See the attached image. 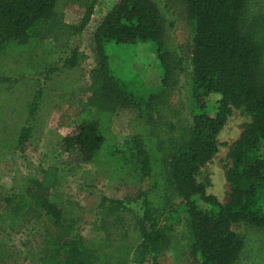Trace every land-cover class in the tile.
Masks as SVG:
<instances>
[{
	"label": "trees",
	"instance_id": "16d2710c",
	"mask_svg": "<svg viewBox=\"0 0 264 264\" xmlns=\"http://www.w3.org/2000/svg\"><path fill=\"white\" fill-rule=\"evenodd\" d=\"M57 1L0 0V47L10 43L28 46L62 35L66 28L55 13ZM249 1L178 0L192 31L187 67L182 56L165 43L166 19L155 0H117L92 33L96 64L89 71L83 96L98 101L100 115L122 107L131 109L134 119L159 138L157 148L164 145L159 156H152L138 131L124 140V150H117L119 157L116 149L105 156L124 163L127 178L146 184L120 199L100 195L97 205L99 228L108 239L106 246L113 245L112 227L125 225L122 236H126L132 221L137 242L124 245V251L131 255L127 263L149 260L159 264L160 254L173 237L174 223L185 225L191 264H235L245 249V240L233 226L242 223L264 231V154L260 150L264 144V14L257 12L246 20ZM94 3L90 1L77 25L69 26L74 29L71 35L84 29ZM136 43L151 47L159 73V81L143 91L128 89L108 63L112 45ZM79 57L78 45L71 43L60 66L52 69L73 67ZM181 75L189 76L190 86L184 125L169 118L173 103L166 98ZM41 97L37 87L28 105L27 121L17 134L19 146L30 137V120ZM79 101L85 106L82 96ZM232 109H242L248 119L228 148L224 165L228 200L221 203L206 192L197 175L216 153L218 134ZM101 124L99 116L75 121L62 137V150L77 153L78 164L96 159L105 138ZM57 183L58 167L48 165L39 177L24 179L18 200L0 191V236L18 233L31 219H42L48 223L43 228L44 250L39 254L42 264H105L101 256H109L101 251L102 245L75 232L73 219L66 218L63 209L51 200ZM122 213L130 217L123 220ZM7 255L0 241V259Z\"/></svg>",
	"mask_w": 264,
	"mask_h": 264
},
{
	"label": "rangeland",
	"instance_id": "374dc122",
	"mask_svg": "<svg viewBox=\"0 0 264 264\" xmlns=\"http://www.w3.org/2000/svg\"><path fill=\"white\" fill-rule=\"evenodd\" d=\"M90 1H57L55 13L66 28L57 38L47 37L28 46L10 43L0 47V191L16 201L26 177H39L42 168L55 165L58 167V183L51 192V200L63 209L66 218L73 219L74 231L94 244L102 245L101 251L109 256H101L105 264H133L127 263L131 255L124 251V245L137 242L132 221L126 236H122L125 225L116 229L112 227L110 238L113 245L106 246L108 239L99 228L97 205L100 195L120 199L134 193L136 188L144 189L146 184L127 178L124 163L110 158L106 160L105 156L116 149L115 155L119 157L117 150H124V140L138 131L152 156H159L164 145L157 148L159 138L148 133V126L134 119L131 109L122 107L114 113L100 115L98 101L83 96L82 89L89 82V71L96 64L92 33L117 0H95L91 18L84 29L71 35L74 29L69 26L77 25ZM155 1L166 19L165 43L172 52L182 56L183 66L187 67L192 31L184 17V9L178 0ZM257 12L264 14V0H250L244 18L247 20ZM71 43L78 45L81 54L77 64L52 69L55 65L60 66L65 49ZM108 54V63L115 75L131 91H143L159 81L157 60L148 44L112 45ZM188 77L181 75L180 82L172 86V92L178 89V93L166 97L172 100L168 114L175 124L184 125L183 119L188 115ZM37 87L41 89L42 97L30 120L32 131L19 146L17 134L27 121L28 105ZM81 96L85 106L79 101ZM97 116L103 127V146L96 159L78 164L77 153L62 150V137L75 121ZM247 119L242 109H232L218 134L216 153L197 175L205 184L206 192L221 203L228 200L229 186L224 176L228 148L239 137ZM260 150L264 154V144ZM120 157L124 159V156ZM122 217L124 220L130 216L122 213ZM47 226L45 220L31 219L18 233L2 234L0 241L8 255L0 259V264H42L39 254L44 250L43 228ZM233 228L245 240V249L235 264H264V231L250 229L242 223ZM185 231L183 222L174 223L173 237L160 254L159 264H191ZM142 264L151 263L146 260Z\"/></svg>",
	"mask_w": 264,
	"mask_h": 264
}]
</instances>
